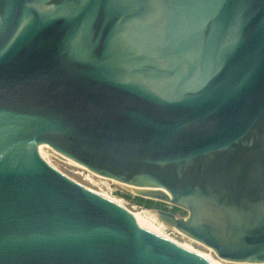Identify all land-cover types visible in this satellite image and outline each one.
<instances>
[{"label":"water","instance_id":"water-1","mask_svg":"<svg viewBox=\"0 0 264 264\" xmlns=\"http://www.w3.org/2000/svg\"><path fill=\"white\" fill-rule=\"evenodd\" d=\"M39 151L264 263V0H0V264H213Z\"/></svg>","mask_w":264,"mask_h":264},{"label":"rangeland","instance_id":"rangeland-1","mask_svg":"<svg viewBox=\"0 0 264 264\" xmlns=\"http://www.w3.org/2000/svg\"><path fill=\"white\" fill-rule=\"evenodd\" d=\"M46 160L51 163L56 169L63 172L66 176L73 179L74 181L88 187L94 192H98L99 194H103L111 198L112 200L126 206L127 208L133 211H139L141 209H153V210H167L174 212L178 217H186L188 215V211L172 205L171 203L164 202L157 199H150L148 197H144L137 192H133L127 189H124L121 184L111 180L110 178H104L100 176L93 175L87 169L81 168L79 166H75L71 164L69 161L60 159L57 157H53L49 154L44 155ZM158 226H160L159 221H156ZM155 223V224H156ZM161 230L168 237L188 246L195 250L206 253L216 260L221 261L224 264H246V263H238V262H229L221 260L217 257L213 251L203 244L189 238L185 234L172 229L166 225L164 227L160 226Z\"/></svg>","mask_w":264,"mask_h":264},{"label":"bare ground","instance_id":"bare-ground-1","mask_svg":"<svg viewBox=\"0 0 264 264\" xmlns=\"http://www.w3.org/2000/svg\"><path fill=\"white\" fill-rule=\"evenodd\" d=\"M40 152V154L42 155V157L46 160V158H45V154L46 153H44V152H42V151H39ZM47 161V160H46ZM49 161V160H48ZM47 161V162H48ZM71 164H73V165H75V166H79V167H81V168H84V169H87L88 171H90L88 168H85V167H83V166H81V165H79V164H77V163H74V162H71V161H69ZM49 163V162H48ZM50 165H52L51 163H49ZM53 166V165H52ZM54 167V166H53ZM55 168V167H54ZM93 175H95V176H100V177H104V176H102V175H99V174H97V173H94V172H92V171H90ZM104 178H106V177H104ZM111 179V178H110ZM73 180V179H72ZM111 180H113V181H115V182H117V183H119V184H121V185H130V184H127V183H123V182H120V181H118V180H115V179H111ZM80 184V183H79ZM82 185V184H81ZM84 186V185H83ZM130 186H133V185H130ZM88 188V187H87ZM98 193V192H97ZM99 194V193H98ZM100 195H102V196H104L103 194H100ZM105 198H107V199H109V200H111V201H113V202H115L116 204H118V205H120L121 207H123L125 210H127V212H129L130 213V215L134 218V220H135V222L139 225V226H141L142 228H144L145 230H147L148 232H150L151 234H154V235H156V236H158V237H160V238H163V239H165V240H168V241H170V242H172L173 244H175V245H177L180 249H182V250H184V251H188V252H190V253H192V254H194V255H197V256H199V257H201V258H203V259H205V260H207V261H209V262H211V263H213V264H224V263H221V261H219V260H216L215 258H213L212 256H210V255H208V254H206V253H203V252H201V251H198V250H195V249H193V248H191V247H188V246H186V245H184V244H182V243H180V242H178V241H176V240H174V239H172V238H170V237H168L166 234H164L163 232H162V230H161V227L160 226H162V227H164V224H162V223H160L159 222V224H160V226H158V224L156 223V219H154L152 216H150L144 209H141V210H139V211H133V210H131V209H129V208H127L126 206H124V205H122V204H120V203H118V202H116V201H114V200H112L111 198H109V197H107V196H104ZM156 223V224H155ZM222 260V259H221ZM224 261H226V260H224ZM230 262V261H229Z\"/></svg>","mask_w":264,"mask_h":264},{"label":"built area","instance_id":"built-area-1","mask_svg":"<svg viewBox=\"0 0 264 264\" xmlns=\"http://www.w3.org/2000/svg\"><path fill=\"white\" fill-rule=\"evenodd\" d=\"M258 264H264V263H258Z\"/></svg>","mask_w":264,"mask_h":264}]
</instances>
